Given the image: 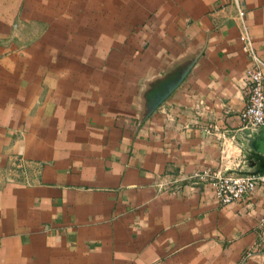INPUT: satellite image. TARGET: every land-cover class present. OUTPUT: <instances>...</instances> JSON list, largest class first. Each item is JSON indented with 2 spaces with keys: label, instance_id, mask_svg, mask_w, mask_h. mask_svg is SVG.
I'll return each mask as SVG.
<instances>
[{
  "label": "crops",
  "instance_id": "0c3cea01",
  "mask_svg": "<svg viewBox=\"0 0 264 264\" xmlns=\"http://www.w3.org/2000/svg\"><path fill=\"white\" fill-rule=\"evenodd\" d=\"M243 28L264 84V0H0V264H264L192 176L264 172Z\"/></svg>",
  "mask_w": 264,
  "mask_h": 264
},
{
  "label": "built area",
  "instance_id": "2783aa9c",
  "mask_svg": "<svg viewBox=\"0 0 264 264\" xmlns=\"http://www.w3.org/2000/svg\"><path fill=\"white\" fill-rule=\"evenodd\" d=\"M238 40L241 52L249 62L244 72L245 105L239 117L245 127H261L264 125V84L261 63L251 47L250 38L244 28ZM192 176L205 182L213 200L221 205L243 200L258 190L264 197V172L219 173L202 169L194 172ZM255 237V251L264 252V215L257 222Z\"/></svg>",
  "mask_w": 264,
  "mask_h": 264
},
{
  "label": "rangeland",
  "instance_id": "374dc122",
  "mask_svg": "<svg viewBox=\"0 0 264 264\" xmlns=\"http://www.w3.org/2000/svg\"><path fill=\"white\" fill-rule=\"evenodd\" d=\"M125 68H126V67H125ZM129 72H130V73H134L132 69L129 70ZM143 72H144V71H143V68H142V69L139 68V69H137V70L135 71V74H137V75H138V74H143ZM126 73H128L127 68H126ZM128 74H129V73H128ZM143 84H144V83H141V85H143ZM144 90H145V89H144ZM144 90L142 91L143 93H145Z\"/></svg>",
  "mask_w": 264,
  "mask_h": 264
}]
</instances>
